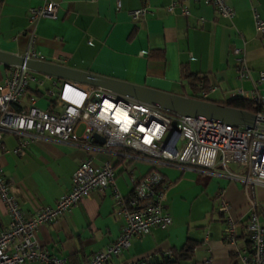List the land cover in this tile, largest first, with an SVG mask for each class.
<instances>
[{
    "label": "crops",
    "instance_id": "crops-1",
    "mask_svg": "<svg viewBox=\"0 0 264 264\" xmlns=\"http://www.w3.org/2000/svg\"><path fill=\"white\" fill-rule=\"evenodd\" d=\"M53 1L58 4L56 17H42L34 24L32 47L44 61L189 97L195 90L181 77L183 68L201 77L197 82L202 81L206 88L215 85L207 100L221 104L231 99V90L252 88L250 81L238 79L234 72L233 45L244 41V60L251 79L264 73V34L256 32L254 25L255 16L264 23V0H224L234 10L231 19L219 16L210 5L193 0L181 2L186 15L180 14L178 8L166 11L172 0ZM41 4V0H0V51L25 53L28 9ZM142 5L149 12L133 20L129 13ZM42 80L41 86L30 84L19 108H26L29 98L35 99L37 107L46 108L55 96L46 91L56 93L52 87L58 88L61 80L52 76ZM263 88L264 83V97ZM81 131L79 125L76 135L80 136ZM15 143L12 135L3 137L6 151L0 150V167L4 178L11 181L10 194L25 215L53 205L61 194L67 193L74 171L85 158L96 164L110 160L114 185L122 195L130 190L129 166L134 177L155 169L169 182L164 204L171 224L132 237L126 249L104 264H136L140 259L167 253H176L175 262L169 264H236L232 248L224 240V214L215 213L216 195L220 192L232 215L240 221L234 241L240 248H247L244 224L248 211L238 183L205 171L181 170L145 159L131 162L119 150H83L69 141L35 140L25 155L18 156L11 152ZM227 167L233 172L241 170L235 164ZM216 171L219 167L212 170ZM112 204L111 188L94 189L54 223L40 225L35 239L49 255L64 258L69 264H84L119 236L123 220L113 213ZM255 211L264 226L261 199H256ZM8 225L9 217L0 203V231Z\"/></svg>",
    "mask_w": 264,
    "mask_h": 264
},
{
    "label": "built area",
    "instance_id": "built-area-1",
    "mask_svg": "<svg viewBox=\"0 0 264 264\" xmlns=\"http://www.w3.org/2000/svg\"><path fill=\"white\" fill-rule=\"evenodd\" d=\"M143 1L145 3L147 0ZM182 1L185 0H172L166 11L178 8L180 14L186 15ZM193 1L210 5L225 19L234 16V10L224 0ZM41 2L39 7L28 9V43L22 55L28 59L42 60L32 47L35 22L42 17L55 18L58 12L57 2ZM148 12V7L142 5L129 14L133 20H137ZM254 25L256 32L263 35L264 23L256 16ZM244 44L241 41L231 47L233 68L237 78L250 81L252 88L231 90L229 97L255 104L257 108L253 112L254 124L251 127L231 126L167 112L152 104L74 81H61L56 93L47 90V95L55 96L49 100L46 108L37 107L34 98H29L26 108H19V102L30 84L41 86L43 80L24 66H8L4 67L5 76L0 86V150L6 151L2 146L5 135L15 138V147L11 152L18 156L25 155L30 143L35 140L69 141L83 150H119L131 162L145 159L181 170L205 171L238 183L248 211L244 224L247 248H240L234 241L240 221L230 212L222 192L216 195L215 213L224 214V240L232 248L236 264H264V226L260 225L255 211L254 190L256 187L264 189V73L259 72L256 79H251L244 60ZM43 76L49 78L48 75ZM214 88L215 85L206 88L202 81L197 82L195 91L189 97L207 101L208 93L213 92ZM79 125L82 131L77 136L75 130ZM93 134L102 139L101 146L94 144ZM229 164H235L241 170L233 172L228 169ZM215 167H219V171L212 172ZM127 174L130 190L122 195L114 185L115 173L111 161L96 164L91 158H85L74 171L67 193L61 194L53 205L40 207L25 215L10 194L11 181L4 178L0 167V203L9 217L8 227L0 231V264H22L27 261L69 264L64 258L49 255L34 234L40 225L54 223L94 189L111 188L113 213L122 218L123 224L116 240L93 253L84 264H104L126 249L132 237L144 236L153 227L165 229L171 224L164 204V191L169 182L155 169L134 177L129 166ZM204 237L207 239L208 231L204 232ZM167 255L170 256L169 253ZM149 260L150 257H146L136 262L143 264Z\"/></svg>",
    "mask_w": 264,
    "mask_h": 264
},
{
    "label": "water",
    "instance_id": "water-1",
    "mask_svg": "<svg viewBox=\"0 0 264 264\" xmlns=\"http://www.w3.org/2000/svg\"><path fill=\"white\" fill-rule=\"evenodd\" d=\"M0 65L3 67L24 66L34 73L52 76L61 81H74L101 87L123 96L152 104L171 113L202 118L237 127H251L254 124V114L248 111L234 109L213 101H203L160 91L40 59H28L22 55L0 51ZM172 125L174 124L172 123ZM92 138L94 142H103L96 134H93Z\"/></svg>",
    "mask_w": 264,
    "mask_h": 264
},
{
    "label": "trees",
    "instance_id": "trees-1",
    "mask_svg": "<svg viewBox=\"0 0 264 264\" xmlns=\"http://www.w3.org/2000/svg\"><path fill=\"white\" fill-rule=\"evenodd\" d=\"M181 77L186 79L188 81V84L190 88L194 91L196 82L199 80H202L201 77H197L195 75H192L188 72L185 71V69L182 68L181 70ZM222 104L232 107L234 109L238 110H244L253 113L257 107L253 105L252 102L241 99V98H234V99H229ZM191 247H188L187 250L191 251ZM175 254L173 256H168L167 254H160L159 256L151 257V259L147 263L143 264H169L172 262H175ZM180 256H185V254H179ZM138 264V263H136Z\"/></svg>",
    "mask_w": 264,
    "mask_h": 264
},
{
    "label": "rangeland",
    "instance_id": "rangeland-1",
    "mask_svg": "<svg viewBox=\"0 0 264 264\" xmlns=\"http://www.w3.org/2000/svg\"><path fill=\"white\" fill-rule=\"evenodd\" d=\"M4 76H5V68L2 65H0V86L2 85V80H3ZM36 77L39 79L44 78V76L42 74H38V73L36 74ZM52 88L57 89L54 87H52ZM254 190H255V197H256L257 201H259L261 199L262 202H264V189L256 187ZM261 221H264V216H262Z\"/></svg>",
    "mask_w": 264,
    "mask_h": 264
}]
</instances>
